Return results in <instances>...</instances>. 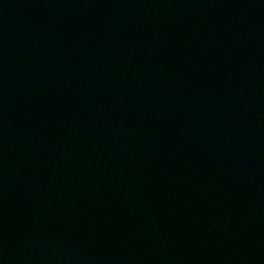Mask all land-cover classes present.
<instances>
[{"label": "water", "instance_id": "1", "mask_svg": "<svg viewBox=\"0 0 264 264\" xmlns=\"http://www.w3.org/2000/svg\"><path fill=\"white\" fill-rule=\"evenodd\" d=\"M0 264H264V0H0Z\"/></svg>", "mask_w": 264, "mask_h": 264}]
</instances>
